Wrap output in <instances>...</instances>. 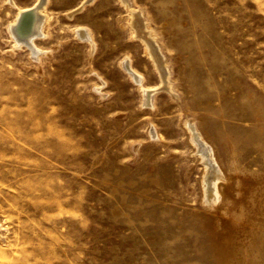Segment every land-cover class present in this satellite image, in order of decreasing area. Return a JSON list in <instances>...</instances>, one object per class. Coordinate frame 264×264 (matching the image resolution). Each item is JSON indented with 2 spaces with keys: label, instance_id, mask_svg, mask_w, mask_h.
<instances>
[{
  "label": "rangeland",
  "instance_id": "1",
  "mask_svg": "<svg viewBox=\"0 0 264 264\" xmlns=\"http://www.w3.org/2000/svg\"><path fill=\"white\" fill-rule=\"evenodd\" d=\"M38 1L0 0V264H264V0H48L41 59L10 33Z\"/></svg>",
  "mask_w": 264,
  "mask_h": 264
},
{
  "label": "bare ground",
  "instance_id": "2",
  "mask_svg": "<svg viewBox=\"0 0 264 264\" xmlns=\"http://www.w3.org/2000/svg\"><path fill=\"white\" fill-rule=\"evenodd\" d=\"M47 2L48 0H39L32 8H26L19 11L16 21L10 25V33L14 38L12 49L25 46L28 48L32 57L41 59L45 50L37 48L36 40L39 37L42 38L48 35V24L52 17L46 11ZM123 2L128 7L132 4L131 0H123ZM129 11L132 16H129L128 20L133 28V32H136L144 38L149 48L148 51L153 55L155 61L158 64L162 63V67L160 66L163 68L161 69V72L164 74L165 83L169 85V71L165 65L164 58L158 51V46L152 31L144 26L142 14L140 12H136L133 9H129ZM142 27H145V29H142L141 31ZM75 32H77L81 38L89 40L92 46L94 45L93 37L89 31L85 29H77ZM123 65L128 69L131 76L140 82L139 84L143 88L142 79H140L141 77L129 67V63L125 61ZM97 89L100 90L101 88ZM143 91L146 103L151 105L156 90L143 89ZM185 126L189 131L190 140L193 142L192 144H194L197 153L199 154V159L204 164L203 167L205 172L201 177L202 190L204 191L203 200L208 206L215 207L219 204V201H224L225 193L229 194L231 192V175L223 173V169L220 165L222 163H219V157H217L218 159L216 158L217 152L216 154L214 152L215 147H213L212 143L208 140V137L205 136L198 124L192 119L187 118L185 120ZM153 130L155 131L156 129Z\"/></svg>",
  "mask_w": 264,
  "mask_h": 264
}]
</instances>
